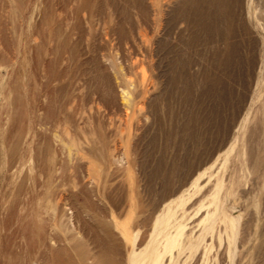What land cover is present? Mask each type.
<instances>
[{
    "label": "rangeland",
    "instance_id": "1",
    "mask_svg": "<svg viewBox=\"0 0 264 264\" xmlns=\"http://www.w3.org/2000/svg\"><path fill=\"white\" fill-rule=\"evenodd\" d=\"M185 2L0 0V264H264V0Z\"/></svg>",
    "mask_w": 264,
    "mask_h": 264
},
{
    "label": "bare ground",
    "instance_id": "2",
    "mask_svg": "<svg viewBox=\"0 0 264 264\" xmlns=\"http://www.w3.org/2000/svg\"><path fill=\"white\" fill-rule=\"evenodd\" d=\"M211 1L212 0H186V2H185V4L187 5V6H191V7H207V8H211L212 9V6H211ZM215 1V0H214ZM199 10V9H198ZM205 10V9H204ZM187 26V25H186ZM182 38V37H181ZM227 42V41H226ZM174 45V44H173ZM175 63V62H174ZM182 67V66H181ZM200 162V161H199ZM216 164V163H215ZM176 171V170H175ZM207 171V170H206ZM190 172V171H189ZM171 173V172H170ZM187 175V174H186ZM193 175V174H192ZM172 176V175H171ZM185 176V175H184ZM205 176V175H204ZM189 177V176H188ZM201 176H199L196 180H194V182H192L193 183V186H194V189H195V191H197L198 190V188H200V187H198V182L201 180ZM191 181H193V180H191ZM207 182H209V180L207 181ZM203 184V183H202ZM206 186V185H205ZM202 187V186H201ZM189 188V187H188ZM172 189V188H171ZM189 191V190H188ZM187 191V192H188ZM168 192V191H167ZM200 192V191H199ZM211 192V191H210ZM191 193V192H190ZM181 194V193H180ZM213 194V193H212ZM212 194H211V196H212ZM189 195V194H188ZM158 196V195H157ZM186 196V195H185ZM184 196V197H185ZM190 196H192L193 197V194L192 195H190ZM158 198V197H157ZM179 198V197H178ZM205 198V197H204ZM212 198H214V197H212ZM180 199H182V197L181 198H179V200ZM186 199H188V198H186ZM193 199V198H192ZM178 200V201H179ZM154 201V200H153ZM186 201H188V200H186ZM155 202V201H154ZM172 202H174V201H172ZM210 202V201H209ZM157 203H159V202H157ZM175 203H176V201H175ZM178 203H180V202H178ZM186 203V202H185ZM165 204V203H164ZM170 204V203H169ZM183 204H184V202H183ZM182 204V205H183ZM201 204L202 203H200L199 204V206H201ZM208 204V203H207ZM207 204H205V206L207 205ZM210 204H211V202H210ZM210 204H209V206H210ZM159 205V204H158ZM172 205V204H171ZM179 205V204H178ZM185 205V204H184ZM111 206V205H110ZM205 206H202L201 207V209L199 208V210H202V208L203 207H205ZM208 206V205H207ZM206 206V207H207ZM208 206V207H209ZM113 207V206H112ZM150 207L152 208V206L150 205L149 206V209H150ZM171 207V206H170ZM208 207L207 208H205V209H208ZM143 208V207H142ZM154 208V207H153ZM173 208V207H172ZM158 209V208H157ZM166 209H167V207H166ZM174 209V208H173ZM168 209L167 210V212H166V222H165V224L163 225V228H165V227H167L168 226V222L171 220L173 223H174V226L176 227V233H175V235H171L169 238H163L162 239V242H160V243H158V246H157V248L156 249H154V250H152L151 251V253H150V255H148L146 258H143V259H141L140 261H142V260H145V264H162V262H163V260L164 259H166L167 258V260H168V264H174V262L176 261V260H178L180 257H181V255H182V253L184 252L183 251V249H184V247L185 246H183V242H182V238L185 236L184 235V224H182L185 220V218L183 219L182 217H183V215H182V219L184 220L183 222H181V223H179L180 222V220H179V222H177L176 220H177V208H176V210L174 209ZM185 209V208H184ZM184 209H182L183 211H185ZM195 209V208H194ZM193 209V210H194ZM153 210V209H152ZM196 210H197V207H196ZM195 211V210H194ZM143 212V211H142ZM154 212V211H153ZM152 212V213H153ZM205 212H207V211H205ZM183 214H184V212H182ZM198 214V213H197ZM208 214H210V212L208 213L207 212V214H206V216L208 215ZM195 216H196V214H195ZM204 216V215H203ZM202 216V217H203ZM210 216V215H209ZM148 217V216H147ZM144 218V217H143ZM143 218H142V220H143ZM150 218V217H149ZM180 218V217H179ZM145 219H146V217H145ZM148 219V218H147ZM146 219V220H147ZM151 219V218H150ZM188 220V219H187ZM202 220V219H201ZM205 220V218L203 219V221ZM206 220H208V219H206ZM205 220V221H206ZM149 221V220H148ZM182 221V220H181ZM142 222V221H141ZM144 223V222H143ZM186 224V223H185ZM145 225V224H144ZM192 225V224H191ZM203 225V224H202ZM102 226H103V234H104V237H105V239H106V241H104V244H105V250L107 251V253L109 254V253H111L112 251V246H110V245H108L107 246V242L109 243V244H112V239L113 238H115V234L113 233V231H111V229L109 228V226L107 225V224H102ZM143 226V225H142ZM190 227V226H189ZM188 227V228H189ZM185 228H187V225H186V227ZM181 230L179 233L177 232L178 230ZM153 233H155L154 231H153ZM190 233V232H189ZM147 234V233H146ZM196 235V234H195ZM154 236H156V235H154ZM190 236V235H189ZM195 238V237H194ZM196 239V238H195ZM193 240V239H192ZM187 241V240H186ZM194 242V241H193ZM186 245H187V243H186ZM191 249V248H190ZM176 264V263H175Z\"/></svg>",
    "mask_w": 264,
    "mask_h": 264
}]
</instances>
